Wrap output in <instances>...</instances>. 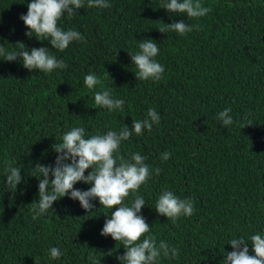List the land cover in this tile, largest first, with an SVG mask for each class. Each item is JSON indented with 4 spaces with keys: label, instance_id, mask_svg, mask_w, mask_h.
Wrapping results in <instances>:
<instances>
[{
    "label": "trees",
    "instance_id": "obj_1",
    "mask_svg": "<svg viewBox=\"0 0 264 264\" xmlns=\"http://www.w3.org/2000/svg\"><path fill=\"white\" fill-rule=\"evenodd\" d=\"M30 2H0V44L9 50L17 41L29 49L47 47L67 67L29 71L19 59L0 57V264H120L123 241L100 234L111 209L98 200L86 212L65 196L32 219L31 203L38 200L32 167L54 165L52 145L71 128H84L86 138L124 124L131 128L149 108L160 115L159 124L133 133L114 155L128 159L139 152L150 168L161 169L136 193L145 200L141 215L151 227L145 236L179 249L157 264H221L223 253L232 251L231 239L264 235V0H201L211 11L197 19L161 8L167 0H107L108 8L88 7L84 0L77 15L58 21L84 37L63 51L25 35L20 15ZM180 20L193 31H158L162 22ZM147 38L159 44L155 59L165 71L158 81H137L131 64L130 53ZM90 72L102 81L94 90L84 85ZM102 89L125 101L123 111L95 104L94 92ZM225 108L234 120L227 127L218 119ZM165 151L168 160L161 159ZM9 162L23 177L15 193L5 183ZM163 190L191 199L194 214L175 222L159 215L154 207ZM132 199L130 192L124 203ZM52 247L63 253L59 259L50 257Z\"/></svg>",
    "mask_w": 264,
    "mask_h": 264
},
{
    "label": "clouds",
    "instance_id": "obj_2",
    "mask_svg": "<svg viewBox=\"0 0 264 264\" xmlns=\"http://www.w3.org/2000/svg\"><path fill=\"white\" fill-rule=\"evenodd\" d=\"M87 6L108 8L111 5L107 0H87ZM83 7L84 0H31L27 4V13L20 15L28 29L25 35L29 38L34 36L40 41H49L53 49L63 51L71 42L83 41L84 37L77 30H63L58 27V21L65 14L77 15ZM161 8L171 14H184L189 19L203 17L211 11L202 5L201 0H167ZM162 24L159 32L171 31L181 36L193 31L194 27L185 20ZM13 45L16 46V50H9L0 44V57H3L4 61L19 59L23 67L29 71L38 70L46 73L67 67L66 63L51 54L47 47L29 49L22 41H17ZM138 47L139 51L130 53L131 64L136 67L134 73L137 81L160 80L165 69L155 59L159 53V44L147 38L139 40ZM83 80L89 90H94L97 85L102 84L101 79L92 72L85 75ZM94 102L109 111H123L125 104L123 99L114 98L108 89L95 91ZM230 112L229 108H225L218 113V119L225 127L234 123ZM159 122L160 115L156 109L149 108L144 119L132 121L131 128L124 124L119 130H109L88 138L82 127H73L63 133L61 141L52 145L53 151L57 153L54 165L36 162L32 167L34 173L32 176L38 180V200L31 203L30 209L32 219H39L50 208L53 209L55 201L65 196L78 200L86 212H91L94 208L92 201L98 200L100 206L111 209L110 214L105 215L110 218L105 220L100 234L111 236L116 242L123 241L124 254L116 257L120 264H157L161 255L176 257L179 254L177 247L170 246L164 240L157 242L151 235L145 236L151 227L141 215V209L146 205L145 200L143 196L136 194L141 185L151 178L153 172L159 175L161 169L150 168L145 163L146 157L139 152L131 153L128 159L122 155H114L118 153L122 141L128 140L133 133L143 135L144 129L151 131L153 125ZM170 156L171 153L165 151L161 154V159L168 160ZM89 169L91 171L85 175ZM5 173V183L15 193L23 179L21 169L9 162L5 167ZM78 182L88 184L90 187L87 190L75 188L74 185ZM130 192L133 199L129 205L124 201ZM154 209L159 215L173 222L181 216H191L195 211L191 199H180L170 190H163L158 195ZM142 236H145L143 240ZM228 244L231 245L232 251L223 253L224 259L221 264H264V235L256 233L247 239L234 238ZM249 244L254 255L249 254ZM49 254L53 260L63 255L57 247L50 248ZM94 264H100V261H94Z\"/></svg>",
    "mask_w": 264,
    "mask_h": 264
},
{
    "label": "rangeland",
    "instance_id": "obj_3",
    "mask_svg": "<svg viewBox=\"0 0 264 264\" xmlns=\"http://www.w3.org/2000/svg\"><path fill=\"white\" fill-rule=\"evenodd\" d=\"M7 1H9V0H0V2H7Z\"/></svg>",
    "mask_w": 264,
    "mask_h": 264
}]
</instances>
